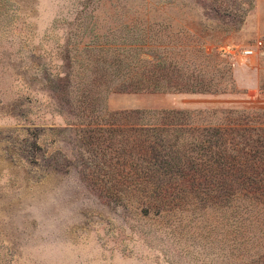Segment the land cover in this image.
<instances>
[{
	"label": "rangeland",
	"instance_id": "obj_1",
	"mask_svg": "<svg viewBox=\"0 0 264 264\" xmlns=\"http://www.w3.org/2000/svg\"><path fill=\"white\" fill-rule=\"evenodd\" d=\"M133 27L145 70L172 62L191 80L199 68L201 87L220 90L112 92L108 110H188L196 127L245 109L264 127V0H0V264H264V184L245 198L180 177L172 140L128 127L164 113L81 121L84 63Z\"/></svg>",
	"mask_w": 264,
	"mask_h": 264
},
{
	"label": "trees",
	"instance_id": "obj_2",
	"mask_svg": "<svg viewBox=\"0 0 264 264\" xmlns=\"http://www.w3.org/2000/svg\"><path fill=\"white\" fill-rule=\"evenodd\" d=\"M130 36L122 38L110 39L103 41L96 49L98 53L94 62L84 63L83 73L80 75L81 81L84 83L80 92L79 100L81 104L80 115L81 121L97 124L101 118L112 119L113 117H123L137 115L145 117L147 114L153 112L164 113L171 116L164 121H149L133 124L128 127L131 131L133 128L139 132L154 133L158 138H167L165 140H172L176 144H170L169 148L180 151L174 153L180 163L179 165H187L190 170L186 172L181 168L178 173L180 177L186 179H197V181L220 183L224 187L231 188L234 184L239 188V192L244 190L248 198L252 196L251 192L248 194V185L259 188L264 184V156L257 158L253 155L255 144L262 146L264 143V127H261V122L253 119L250 116V111L242 109H227L222 110L221 113L225 117L221 121H212L202 123L200 126L192 127L184 120H180L185 115H188V110H124V111H110L105 107V99L109 93L112 92H196V93H216L220 90L217 87L216 81L212 78L208 81V86L201 87L202 79L200 69H197L196 75H191L193 78H184L180 73L179 68L172 62L171 69L163 71L159 68V62L152 63V67L148 70L144 69V60L140 51L142 50L141 29L139 27L131 29ZM86 46V45H85ZM154 49V53H155ZM93 69L89 72L88 67ZM179 72V73H178ZM60 88L61 100L68 103L69 100V81ZM187 85V86H184ZM212 116L215 111H210ZM109 117V118H108ZM90 118V119H89ZM88 119V120H87ZM109 126H115L111 130L122 131L119 121L108 120ZM128 130V129H127ZM189 131L190 133H186ZM209 131L210 135L206 138L199 137L198 132ZM190 137L191 147H185V143L179 144L180 137ZM259 137V138H257ZM207 142V144L205 143ZM167 142V141H166ZM168 145V144H167ZM166 147V148H167ZM185 147V148H184ZM177 160L173 157L168 159ZM181 161V162H180ZM166 174L161 173V176L167 178L168 175L175 174V171ZM149 176L155 175L149 172ZM167 176V177H165ZM156 193L158 195L159 206L163 212L170 203L166 200L170 196L168 186L166 184H157ZM259 201L256 205L263 207L264 204ZM249 205L255 203L250 198L247 202ZM247 205V204H244ZM240 204L235 207L238 209ZM245 209V208H244ZM246 210V209H245ZM173 211V206L168 213ZM261 263L264 259H261Z\"/></svg>",
	"mask_w": 264,
	"mask_h": 264
},
{
	"label": "built area",
	"instance_id": "obj_3",
	"mask_svg": "<svg viewBox=\"0 0 264 264\" xmlns=\"http://www.w3.org/2000/svg\"><path fill=\"white\" fill-rule=\"evenodd\" d=\"M245 53H249V51H246Z\"/></svg>",
	"mask_w": 264,
	"mask_h": 264
}]
</instances>
